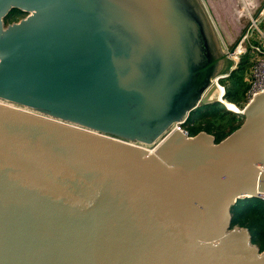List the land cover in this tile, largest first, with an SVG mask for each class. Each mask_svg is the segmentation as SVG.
Listing matches in <instances>:
<instances>
[{
  "label": "water",
  "instance_id": "1",
  "mask_svg": "<svg viewBox=\"0 0 264 264\" xmlns=\"http://www.w3.org/2000/svg\"><path fill=\"white\" fill-rule=\"evenodd\" d=\"M220 36L205 0H0V264H264L232 225L264 92L221 141L171 130L221 102Z\"/></svg>",
  "mask_w": 264,
  "mask_h": 264
},
{
  "label": "rangeland",
  "instance_id": "2",
  "mask_svg": "<svg viewBox=\"0 0 264 264\" xmlns=\"http://www.w3.org/2000/svg\"><path fill=\"white\" fill-rule=\"evenodd\" d=\"M205 2L210 9L212 17L221 35L220 37L222 42L224 43V46L227 47V50H230L236 42L239 33L246 32V26L249 24V20L251 19L250 16H256L264 5V0H228L230 6L226 9V5L225 7L223 6L224 0H205ZM247 2L250 4H247ZM26 16V12H14L12 13V18H10L7 23L17 22L20 18H24ZM232 22L236 25L234 26ZM241 27L242 29L240 31ZM261 29H264V23L261 24ZM251 41V39H246L245 43L239 46V48L241 47L242 49L239 53H236L231 57L234 61L231 67L236 66L237 69L234 72H231L230 68L227 72L230 74L229 77L219 82L220 87L225 89V96L223 98L227 101H229L227 99L229 95L236 98L238 103H234L232 101L229 102L234 103L238 109H235L234 107L231 108L223 102L217 103L219 114L218 116L211 118L212 125L215 127L212 135L215 137L219 134V136L224 139L225 133L229 130V126L234 115L238 118V120L242 118V105L247 101L248 94L252 87L253 81L251 80V76L253 59L255 55H257L254 54V49L250 46ZM238 120H236V123H238Z\"/></svg>",
  "mask_w": 264,
  "mask_h": 264
},
{
  "label": "trees",
  "instance_id": "3",
  "mask_svg": "<svg viewBox=\"0 0 264 264\" xmlns=\"http://www.w3.org/2000/svg\"><path fill=\"white\" fill-rule=\"evenodd\" d=\"M14 12L19 13L20 11L15 10ZM11 16L12 14L6 19L7 22L12 18ZM227 99L234 103H238V101H236L237 99L230 95ZM229 101L225 98L221 100V102L226 103L231 108L234 107L235 109H238L234 103ZM246 102L242 105L243 107ZM218 114L217 103L201 106L187 119L185 127L190 131L191 135H195L201 131H207L208 133L213 134L215 127L212 125L211 118L218 116ZM232 118L229 130L225 133V137L239 128L244 120L243 115L239 120L235 115ZM236 120H238V123H236ZM221 140L222 138L218 134V136H216V141L218 142ZM232 216V225L248 227L252 233L253 241L264 250V199L259 197L239 199L232 208Z\"/></svg>",
  "mask_w": 264,
  "mask_h": 264
},
{
  "label": "built area",
  "instance_id": "4",
  "mask_svg": "<svg viewBox=\"0 0 264 264\" xmlns=\"http://www.w3.org/2000/svg\"><path fill=\"white\" fill-rule=\"evenodd\" d=\"M250 17L249 24L246 26L243 43H245L246 39H251L250 46L254 49V54L257 55L253 59L251 76L253 83L248 94L247 103L252 100L255 94L264 92V29H261V24L264 23V5L256 16ZM176 129H180L187 135H191L185 125L182 126L176 123Z\"/></svg>",
  "mask_w": 264,
  "mask_h": 264
},
{
  "label": "bare ground",
  "instance_id": "5",
  "mask_svg": "<svg viewBox=\"0 0 264 264\" xmlns=\"http://www.w3.org/2000/svg\"><path fill=\"white\" fill-rule=\"evenodd\" d=\"M223 3V2H222ZM233 3V2H232ZM249 2H247V4H248ZM218 4V3H217ZM250 4V3H249ZM225 5H226V7H225ZM223 6L227 9L228 8V6H230V4H229V2H228V0H224V3H223ZM244 6V5H243ZM230 13V12H229ZM234 13V12H233ZM224 15V14H223ZM232 18V17H231ZM230 18V19H231ZM232 24L234 25V22H232ZM236 25V24H235ZM234 25V26H235ZM233 26V27H234ZM242 48L240 47L239 49H238V51L236 52V53H239V51L241 50ZM235 53V54H236ZM235 54H233V56L235 55ZM225 96V89L224 88H218L215 92H214V95H213V97L215 98V97H217L218 99H220V101L223 99V97ZM176 128V124H174L172 127H171V130L172 129H175ZM165 137H166V135H165ZM164 140V137H162L160 140H159V143H161L162 141ZM158 144V143H157ZM157 144H155L154 146H146V145H143L144 147H146V148H148L150 151H152L153 150V148L157 145Z\"/></svg>",
  "mask_w": 264,
  "mask_h": 264
},
{
  "label": "flooded vegetation",
  "instance_id": "6",
  "mask_svg": "<svg viewBox=\"0 0 264 264\" xmlns=\"http://www.w3.org/2000/svg\"><path fill=\"white\" fill-rule=\"evenodd\" d=\"M241 29H242V27L240 28V31H241ZM242 32H243V31H242ZM241 35H242V33H239L238 38H239Z\"/></svg>",
  "mask_w": 264,
  "mask_h": 264
}]
</instances>
